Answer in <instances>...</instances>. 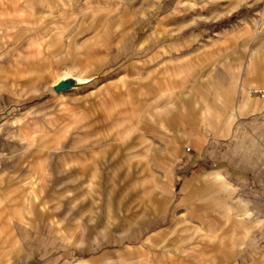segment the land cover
<instances>
[{
    "label": "rangeland",
    "instance_id": "1",
    "mask_svg": "<svg viewBox=\"0 0 264 264\" xmlns=\"http://www.w3.org/2000/svg\"><path fill=\"white\" fill-rule=\"evenodd\" d=\"M259 99L264 0H0V264H264Z\"/></svg>",
    "mask_w": 264,
    "mask_h": 264
},
{
    "label": "crops",
    "instance_id": "2",
    "mask_svg": "<svg viewBox=\"0 0 264 264\" xmlns=\"http://www.w3.org/2000/svg\"><path fill=\"white\" fill-rule=\"evenodd\" d=\"M241 101H243V103H247L248 101L247 100H244V99H241ZM261 102H264V100H261V99H259V100H256V101H254V104L256 103V104H259V103H261ZM204 179H206V180H208V181H210L209 183H207V185L205 186V187H203V188H205L206 190H213V188H214V186L215 185H219V184H222L223 185V182L224 181H227V182H229L228 180H225V176L221 173V171L218 169V168H216V169H213V170H210V171H207L205 174H204V177H203ZM214 182H216L215 184H213ZM217 183H219V184H217ZM230 183V182H229ZM211 184H213V186L211 187V188H209V186L211 185ZM231 189V188H230ZM217 195V194H216ZM218 196V195H217ZM227 205H229V204H227ZM227 205L226 206H224V208H223V211H220L219 212V214L220 215H225V213H229V212H227ZM233 205V204H232ZM239 207H240V210H239V213L237 214L239 217H240V219L241 220H245V221H247V223L248 224H252L253 222L252 221H250L249 219H252L253 217H254V212L252 211L253 210V208H252V205H251V203H247L245 200H243V199H240V203H239ZM245 207H248L249 209H250V212L252 213V216L251 217H245V215H243V216H240L239 214H240V212L242 211V208H245ZM252 209V210H251ZM248 218V219H247ZM258 217H256V219H257ZM256 219H255V221H256ZM242 222V221H241ZM249 227V229H251V226H248Z\"/></svg>",
    "mask_w": 264,
    "mask_h": 264
},
{
    "label": "bare ground",
    "instance_id": "3",
    "mask_svg": "<svg viewBox=\"0 0 264 264\" xmlns=\"http://www.w3.org/2000/svg\"><path fill=\"white\" fill-rule=\"evenodd\" d=\"M66 79V81L67 82H73L74 80H75V78H73V77H67V78H65ZM256 92H258V91H256ZM223 186L226 188V189H230L231 188V184L229 183V182H227V181H224L223 182ZM238 201H239V203H240V199L238 198ZM231 207H232V205H227V208L226 209H228L227 210V212H229V211H231ZM240 216H243V215H245V217H251L252 216V213L250 212V209L248 208V207H245V208H242V211L240 212V214H239ZM259 220V218H257L256 219V222Z\"/></svg>",
    "mask_w": 264,
    "mask_h": 264
}]
</instances>
